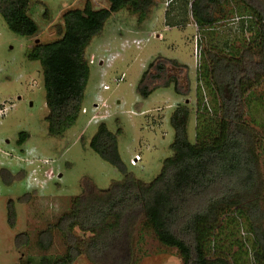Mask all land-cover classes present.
<instances>
[{"label":"trees","instance_id":"obj_1","mask_svg":"<svg viewBox=\"0 0 264 264\" xmlns=\"http://www.w3.org/2000/svg\"><path fill=\"white\" fill-rule=\"evenodd\" d=\"M109 2L108 9L95 10L87 3L83 9L67 10L63 24L58 26L61 38L38 43L28 54L29 60L42 66L49 109L46 122L52 137H63L83 113L91 77L87 51L93 40L103 34L115 14L127 11L142 24L156 4L155 0ZM231 2L194 0L191 12L197 26L213 27L217 13ZM31 3L0 0V15L10 31L28 39L40 31L29 13ZM235 3L243 10L242 24L253 28L251 40L233 49L235 52H219L211 43L204 53L207 82L220 106L218 114L203 118L192 141L189 124L194 112L188 105L178 106L171 116L175 133L172 156L163 161L159 175L148 183L132 174L123 162L120 132L114 133L106 123H100L90 148L114 166L122 179L113 181L106 190H90L74 197L70 208L39 232L37 242L44 251L51 249L58 233L65 247L63 255L40 260L29 257L23 264H74L81 257L91 264H136L135 240L143 231L162 246L176 249L182 264H234L221 246L228 238L237 242L229 232L232 228L235 237L239 231L248 234L255 263L264 264V124L251 116L253 101L264 99V0ZM44 18L50 20L48 9ZM166 63L187 69L176 61ZM171 64L149 65L138 86L143 99L161 87L182 94L178 79L168 77ZM151 69L155 73L150 76ZM158 81H163L162 86L151 87ZM27 137L20 133L18 144L22 146ZM9 178L8 184L13 180L10 173ZM15 219L11 202L9 222L13 228ZM29 244L27 235L23 245Z\"/></svg>","mask_w":264,"mask_h":264},{"label":"rangeland","instance_id":"obj_2","mask_svg":"<svg viewBox=\"0 0 264 264\" xmlns=\"http://www.w3.org/2000/svg\"><path fill=\"white\" fill-rule=\"evenodd\" d=\"M193 1L155 0L150 16L142 24L127 11L108 21L103 34L87 51L91 77L83 113L61 138L48 132L42 66L39 61L29 60L28 54L38 43L61 38L58 26L63 24L67 10L83 9L87 3L95 10L108 9L110 2L32 0L29 13L40 31L30 39L11 32L0 15V264H23L29 257L40 260L63 255L65 247L58 233L54 234L51 249L44 251L37 242L39 232L54 224L70 208L74 197L90 190H106L113 181L122 179L114 166L90 148L100 123H106L114 133L120 132L123 162L132 174L148 183L159 175L163 161L172 156L175 133L171 116L178 106L188 105L194 112L189 124L192 141L203 118L218 114L220 106L207 82L204 53L211 43L219 52H235L233 49L251 40L253 28L242 24L243 10L235 0L220 9L213 27L200 28L191 12ZM46 9L50 20L44 18ZM167 60L186 65L187 69ZM151 63L171 64L168 77L178 79L181 95L171 87H161L148 99L140 96L138 86ZM154 73L151 69L150 76ZM162 84L158 81L151 87ZM253 103L251 116L264 124V99ZM22 132L28 137L20 146ZM136 155L142 160L132 166ZM9 173L13 180L8 184ZM11 202L16 211L14 228L9 222ZM232 230V240L237 242L228 238L222 248L234 264H256L248 234L239 231L235 237ZM27 235L30 244L24 246ZM135 259L136 264H182L176 249L162 246L147 231L136 237ZM74 264L91 263L81 257Z\"/></svg>","mask_w":264,"mask_h":264},{"label":"built area","instance_id":"obj_3","mask_svg":"<svg viewBox=\"0 0 264 264\" xmlns=\"http://www.w3.org/2000/svg\"><path fill=\"white\" fill-rule=\"evenodd\" d=\"M3 111H0V115H2ZM142 160L140 155H136L134 159L131 160V165L136 166Z\"/></svg>","mask_w":264,"mask_h":264}]
</instances>
